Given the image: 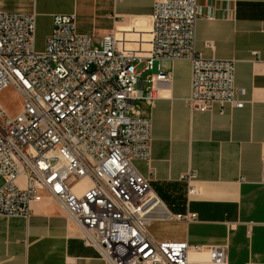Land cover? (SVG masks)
<instances>
[{
  "label": "built area",
  "instance_id": "obj_1",
  "mask_svg": "<svg viewBox=\"0 0 264 264\" xmlns=\"http://www.w3.org/2000/svg\"><path fill=\"white\" fill-rule=\"evenodd\" d=\"M200 16L198 0H153L150 49L135 55L121 49L114 31L98 44L78 33L74 13L54 16L38 50L36 14L0 12V94L12 87L22 102L16 114L0 104V215L28 217L45 193L106 264H229L226 244L204 248L152 235L153 220L192 222L196 214L170 213L134 165L151 159L152 121L139 102L152 105L170 81L162 61L191 62L190 109L246 103L245 88L234 84L235 60L196 51ZM156 62L143 90L139 79ZM194 177L181 175L188 196L196 193ZM204 249L205 259L190 258Z\"/></svg>",
  "mask_w": 264,
  "mask_h": 264
},
{
  "label": "crops",
  "instance_id": "obj_2",
  "mask_svg": "<svg viewBox=\"0 0 264 264\" xmlns=\"http://www.w3.org/2000/svg\"><path fill=\"white\" fill-rule=\"evenodd\" d=\"M198 4L196 51L206 58L235 60L234 84L245 88L246 103L241 108L215 104L206 111L190 109L185 99L191 62L162 61L170 81L160 84L152 105L139 102L141 114L152 121L151 159L134 165L150 178L170 213L196 214L192 222L156 219L181 228L171 238L157 240L204 248L226 244L229 264H264V0ZM0 12H34L38 50L52 32L54 16L72 13L76 31L91 35L94 44L114 31L127 54L150 49L153 0H0ZM154 66L157 72L158 63ZM144 82L143 90L148 87ZM188 172L195 174L196 193L190 196L181 179ZM206 256V249L190 252L191 259ZM0 264L106 263L44 193L28 217L0 215Z\"/></svg>",
  "mask_w": 264,
  "mask_h": 264
},
{
  "label": "rangeland",
  "instance_id": "obj_3",
  "mask_svg": "<svg viewBox=\"0 0 264 264\" xmlns=\"http://www.w3.org/2000/svg\"><path fill=\"white\" fill-rule=\"evenodd\" d=\"M144 68V63H140L137 65V70L141 71ZM156 68L153 67L152 70L146 71L142 73V77L139 79L140 81H144L147 74L150 72H155ZM146 86V82H144L143 87ZM0 100L6 106L7 110L14 114L18 112L21 108L22 102L21 98L19 97L18 93L12 88L8 87L0 94ZM1 185V179H0ZM150 231L154 235L156 239H164V238H171V236L178 234L181 232V228L175 225L170 221H163V220H154L151 224Z\"/></svg>",
  "mask_w": 264,
  "mask_h": 264
}]
</instances>
